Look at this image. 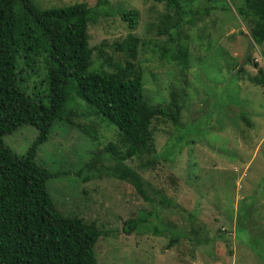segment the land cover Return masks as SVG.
<instances>
[{"label":"rangeland","instance_id":"1","mask_svg":"<svg viewBox=\"0 0 264 264\" xmlns=\"http://www.w3.org/2000/svg\"><path fill=\"white\" fill-rule=\"evenodd\" d=\"M31 1L37 9L49 10L77 3L93 7L96 0ZM107 1L87 25L92 66L101 65L108 72L111 67L104 59L110 64L125 62L131 66L127 70L139 75L146 101L163 105L171 95L181 107L178 130L168 122H152V157L162 159L141 174L151 189L162 190L182 212L174 217L159 211L157 218H149L130 234L122 232L123 221L150 208L130 185L109 176L108 155L94 169L83 168L92 155L103 153L107 143L115 149L118 143L115 128L80 101L70 105L68 120L53 123L47 140L35 150L36 165L65 173L45 182L55 209L111 231L94 245L98 264H264V86L251 81L258 72L264 74V43L257 47L252 43L247 51L251 42L247 20L235 14L232 3L220 0L223 10H211L202 21L178 30L189 39L188 69L182 71L160 59L161 49L168 47L163 29L176 21L172 8L154 0ZM201 2L190 1L193 12ZM128 11L137 13L133 30L119 18ZM132 37L137 39L133 51L125 55L114 51L113 43ZM28 74L27 70L21 74L23 89L43 96L42 86H34L39 76L26 78ZM85 111L88 115L82 116ZM90 124L94 140L78 130ZM36 136L33 127L23 125L2 141L21 156ZM125 163L139 167L137 159ZM187 213L195 214L193 226H202L199 236L207 239L199 241L206 245L196 246L193 255L177 245L189 238L182 219ZM168 221L176 223L174 230ZM173 237L176 245L170 242Z\"/></svg>","mask_w":264,"mask_h":264},{"label":"trees","instance_id":"2","mask_svg":"<svg viewBox=\"0 0 264 264\" xmlns=\"http://www.w3.org/2000/svg\"><path fill=\"white\" fill-rule=\"evenodd\" d=\"M154 1L172 8L176 17L173 25L163 29L168 47L161 49L160 59L185 71L188 69L189 39L178 35V30L202 21L211 10H223L225 6L219 7L220 0H203L193 12L192 0ZM226 1L233 4L238 17L247 20L253 45L263 44L264 0ZM107 5V0H96L93 7L77 3L40 10L31 0H0V264H98L93 254L94 245L111 231L101 230L94 222L58 212L45 182L65 173L49 172L33 161L36 147L47 140L53 123L68 120L70 105L78 101L102 122L115 128L118 143L116 149L107 143L103 153L98 157L92 155L83 168L94 169L101 163L99 159L102 161L105 154L108 155L111 161L106 168L109 176L130 185L150 208L140 212V216L123 221L122 232L130 234L149 218H157L159 211H168L174 217L182 212L162 190L151 189L141 174L162 159L152 157V122H168L178 130L181 107L171 95L163 105L146 101L139 75L127 70L131 66L125 62L110 64L108 58L104 59L111 67L108 72L101 65L92 66L87 25L93 23L97 13ZM185 5L188 6L183 8ZM119 18L127 29L135 28L136 11L121 13ZM136 45L137 39L132 37L112 46L115 52L125 55ZM24 70L29 72L26 78L35 73L39 76L34 86H42L43 96H32L23 89L21 74ZM251 81L263 87L264 74L258 72ZM81 115L87 116V111ZM23 125L33 127L37 136L26 153L17 156L3 144L2 137ZM78 130L94 140V124L85 128L78 126ZM132 159L139 160L138 168L126 165L125 162ZM86 180L84 176L82 181ZM169 183L174 184L173 181ZM195 218L191 213L182 218L189 237L185 243L189 246L177 244L175 237L170 239L172 244L185 247L189 255H193L196 246L206 245L203 242L200 245V240L207 241L199 236L202 226H193ZM168 223L174 230L176 223ZM152 232L156 234L154 229Z\"/></svg>","mask_w":264,"mask_h":264},{"label":"water","instance_id":"3","mask_svg":"<svg viewBox=\"0 0 264 264\" xmlns=\"http://www.w3.org/2000/svg\"><path fill=\"white\" fill-rule=\"evenodd\" d=\"M251 45H252V42H250V43L248 44L247 51L250 49ZM247 51H246V53L244 54V57H243V59H242L240 65H242V64L244 63V61L246 60V57H247V54H248Z\"/></svg>","mask_w":264,"mask_h":264}]
</instances>
